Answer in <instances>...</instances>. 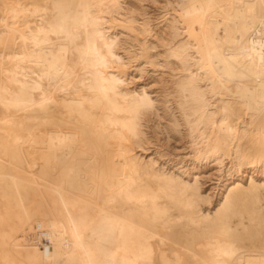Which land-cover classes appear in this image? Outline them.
Returning <instances> with one entry per match:
<instances>
[{"label": "bare ground", "instance_id": "obj_1", "mask_svg": "<svg viewBox=\"0 0 264 264\" xmlns=\"http://www.w3.org/2000/svg\"><path fill=\"white\" fill-rule=\"evenodd\" d=\"M0 264H264V0H0Z\"/></svg>", "mask_w": 264, "mask_h": 264}, {"label": "rangeland", "instance_id": "obj_2", "mask_svg": "<svg viewBox=\"0 0 264 264\" xmlns=\"http://www.w3.org/2000/svg\"><path fill=\"white\" fill-rule=\"evenodd\" d=\"M159 8V9H158ZM153 9V10H152ZM150 11H151V15H153V19H158V20H162L163 18H161V16H163V13H164V11L166 12V10H163L162 8H160V7H152L151 9H150ZM158 17V18H157ZM163 121V123L165 122L164 120H162ZM156 122V120L155 121H153V122H150V128L149 129H151L150 131H149V133L151 134V139L152 140H150V141H152V142H148V144H146V146H145V148H148V149H146V150H144V148H142V147H137L136 146V150L138 151V152H140V153H142V152H145L146 151V153H152V154H154L156 151H161V153L162 154H164L165 156L163 157V159H165L166 158V160H168V164H169V160H170V166H172V165H175L176 164V166L178 167V166H182V168L181 169H188L189 168V170H192L193 168H194V165L195 166H197V167H199L200 166V163L197 161L196 162V160L197 159H195V158H197V157H194V158H192V159H189V158H191L190 156H188V157H186L187 156V154H186V152H189V148H187L186 146L187 145H185V139H179V137L178 138H173L172 136V138L173 139H171V137L169 136V138L170 139H168V135H167V133H165V131L164 130H157V132H156V126H154L153 124ZM157 123V122H156ZM151 126H154V127H156L155 128V130H154V127H152L151 128ZM159 129V128H158ZM152 131H155L157 134H158V136H157V134H155V132H152ZM154 133V134H153ZM163 133V134H162ZM153 134V135H152ZM161 135V136H160ZM167 136V137H166ZM154 137V138H153ZM158 137V138H157ZM165 137H166V139H165ZM154 139V140H153ZM155 139H156V141H155ZM167 139H168V141H167ZM176 139V140H175ZM179 140H181V141H184V142H182L181 143V141H180V143L179 142H176V141H179ZM167 141V142H166ZM169 142H171V143H169ZM153 144V145H152ZM156 144V145H155ZM160 146H159V145ZM179 144H181V145H179ZM184 145V146H183ZM164 146V147H163ZM179 146V147H178ZM162 147H163V149H162ZM176 147V148H175ZM187 150V151H186ZM154 151V152H153ZM168 151H169V153H168ZM182 159H181V158ZM178 158V159H177ZM186 158V159H185ZM162 159V160H163ZM181 160V163H178L179 161ZM171 161H174V162H171ZM177 162V163H176ZM212 163H209L208 165L207 164H205L204 163V165H201L200 167H199V169L201 170H199L200 171V173H201V175L200 176H203V177H201V182L204 184V186H206V187H208V192L209 191H211V192H213V198H212V202H213V204H211V205H214L215 203H216V200H218V198H220V195H219V188H220V182L223 180H225V179H227V178H229V176H231V174H235L236 172H234L233 170L234 169H230L229 171H228V167H230V165H231V163H229V160H225V162H224V165H223V171H222V173L219 171H215V170H218L220 167H218V168H216L217 166H218V164H215V163H213V161H211ZM215 162V161H214ZM172 163V164H171ZM167 164V165H168ZM182 164V165H181ZM211 164V165H210ZM227 164V165H226ZM216 167H215V166ZM229 165V166H228ZM206 166H207V168H206ZM208 166H209V168H208ZM212 167V169H210L211 167ZM213 166H214V168H215V170H214V168H213ZM225 167V168H224ZM227 168V169H226ZM194 170V169H193ZM197 170V171H198ZM232 171V173L230 174V172ZM215 172H216V175H217V173H219L217 176L215 175ZM234 172V173H233ZM225 173V174H224ZM221 174V175H220ZM223 174V175H222ZM229 174V175H228ZM226 175V176H225ZM219 176V177H218ZM223 178V179H222ZM208 205H210V203H204L203 204V207H205V206H208Z\"/></svg>", "mask_w": 264, "mask_h": 264}]
</instances>
